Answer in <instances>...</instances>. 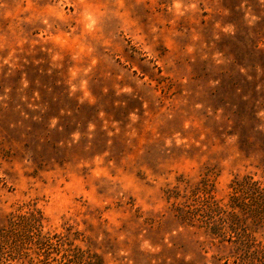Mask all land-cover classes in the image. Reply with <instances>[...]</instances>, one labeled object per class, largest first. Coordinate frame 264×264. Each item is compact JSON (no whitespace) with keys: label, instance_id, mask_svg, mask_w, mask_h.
Masks as SVG:
<instances>
[{"label":"rangeland","instance_id":"1","mask_svg":"<svg viewBox=\"0 0 264 264\" xmlns=\"http://www.w3.org/2000/svg\"><path fill=\"white\" fill-rule=\"evenodd\" d=\"M254 180L264 0H0V264H264Z\"/></svg>","mask_w":264,"mask_h":264},{"label":"trees","instance_id":"2","mask_svg":"<svg viewBox=\"0 0 264 264\" xmlns=\"http://www.w3.org/2000/svg\"><path fill=\"white\" fill-rule=\"evenodd\" d=\"M234 190V192L241 193L245 198H249L254 207L247 202H245V205L251 206L257 215L264 217V184L262 182L255 180L252 182H237ZM234 203V209L237 207L244 209V203L238 204L236 201ZM46 220L43 211L36 207L29 212L13 214L9 219V228L0 229V241L3 242L1 243V247H8L9 250L18 254L27 243L34 242L32 235L38 232L39 238L35 240V243L39 248V252L43 248V245L51 243L53 237H57L58 239L61 236L58 232L52 237L50 234L46 235L42 233L43 228L46 226ZM14 257L16 256H11L12 259Z\"/></svg>","mask_w":264,"mask_h":264}]
</instances>
